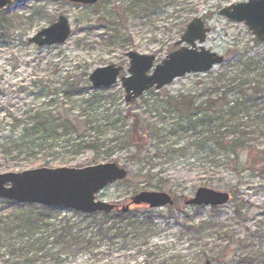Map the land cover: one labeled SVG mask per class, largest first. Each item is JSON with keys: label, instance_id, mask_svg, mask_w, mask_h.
Here are the masks:
<instances>
[{"label": "trees", "instance_id": "obj_1", "mask_svg": "<svg viewBox=\"0 0 264 264\" xmlns=\"http://www.w3.org/2000/svg\"><path fill=\"white\" fill-rule=\"evenodd\" d=\"M154 1V0H153ZM176 5L184 2L171 0ZM150 3V2H149ZM143 9L142 0L128 8ZM139 6V8H138ZM156 4L145 8L156 7ZM5 12H0L4 18ZM235 46L232 56L205 74L200 92L151 89L128 104L123 130V97L111 88H95L89 69L66 72L49 85L44 81L20 85L17 90L49 100L35 106L25 102L9 107V126L0 121L3 157L17 160L47 157L62 164L84 153L91 162L110 161L115 150L133 148L126 158L129 175L145 179L150 188L162 189L164 179L176 178L158 166L201 171L206 175L250 176L264 184V47ZM38 89V92L35 90ZM141 105L146 116L135 111ZM141 107V106H140ZM2 111V110H1ZM18 112H22L18 114ZM154 113L156 116L151 117ZM158 114V115H157ZM157 146V147H156ZM155 149L152 151L149 148ZM18 165V164H16ZM15 165V166H16ZM134 170V171H133ZM155 181V182H154ZM166 181V180H165ZM198 209L200 206H193ZM217 207H213L216 209ZM238 214V210L236 211ZM158 232L151 216L131 212L84 213L62 207L0 199V264H63L91 249L94 238L137 244L148 258L149 240ZM145 264H151L146 262Z\"/></svg>", "mask_w": 264, "mask_h": 264}, {"label": "rangeland", "instance_id": "obj_2", "mask_svg": "<svg viewBox=\"0 0 264 264\" xmlns=\"http://www.w3.org/2000/svg\"><path fill=\"white\" fill-rule=\"evenodd\" d=\"M143 9H129L136 0H99L93 5L70 2L69 0H15L0 18V121L3 128L10 129L8 121L9 107L25 102L35 106L46 103L50 96L36 98L21 93L17 88L28 86L41 80L49 85L58 81L59 76L70 72L78 74L88 68L89 71L111 64L124 67L128 74L130 66L127 52L130 50L142 54H153L156 63H160L170 52L184 46L192 48L186 42L177 44L188 23L197 16L202 17L211 31L205 42L197 41V49H207L232 56L235 46L248 43L253 45V33L244 23L233 22L219 14V9L234 2L244 0H187L183 5L171 0H142ZM150 2V3H149ZM156 4V7L145 8ZM139 8V6H138ZM60 15L66 16L72 27L70 38L62 45L39 47L28 39L42 28L55 22ZM264 47V45L262 46ZM218 66L214 68L216 70ZM203 77L194 73L175 79L163 88L170 94L179 92H200ZM113 92L123 97L116 103L123 106V130L129 123L126 116L128 103L121 83L112 87ZM38 92V89L35 90ZM137 111L146 114L147 108L141 105ZM141 106V107H140ZM2 110V111H1ZM22 112H18L21 114ZM158 115V114H157ZM156 116L154 113L151 117ZM6 134L0 130L1 134ZM0 152H5L1 147ZM157 147V146H156ZM154 150L155 147L149 148ZM133 148L115 150L111 159L121 166L132 170V164L126 158ZM92 153H84L72 161L62 164L47 157L48 164L39 159H26L20 155L17 160L3 157L0 153V172L21 171L28 168L68 166L84 167L94 164ZM111 160V161H112ZM18 164V165H16ZM16 165V166H15ZM167 174L180 178L168 181L164 179L162 189L150 188L145 179L136 173L125 180L106 187L97 198L118 204L120 207L131 202V197L142 190L165 191L176 202L173 206L150 208L133 206L132 217L151 216L158 232L149 240V257L137 244L123 243L118 239L100 240L94 238L92 247L86 254L63 264H204L210 259L213 264H264V184L259 185L250 176L206 175L201 171L167 169L157 167ZM134 171V170H133ZM166 180V181H165ZM155 182V181H154ZM206 186L231 194L230 201L213 209L203 206L198 209L187 206L186 199L196 190ZM238 210V214L236 211ZM41 264H51L42 262Z\"/></svg>", "mask_w": 264, "mask_h": 264}, {"label": "water", "instance_id": "obj_3", "mask_svg": "<svg viewBox=\"0 0 264 264\" xmlns=\"http://www.w3.org/2000/svg\"><path fill=\"white\" fill-rule=\"evenodd\" d=\"M15 0H0V11H5ZM75 3L95 4L98 0H70ZM219 14L235 22H244L255 37L264 42V0H247L230 4L220 9ZM209 27L200 17H195L187 26L178 44L187 42L192 48L182 47L169 53L166 58L155 64L153 54H142L131 50L127 52L130 66L128 75H121L123 66L111 64L92 70L89 80L96 88L111 87L120 81L125 89L126 102H133L147 90L171 84L176 78L190 73H205L225 61L223 55L200 46L206 40ZM72 32L69 19L60 15L51 25L42 28L29 42L38 46L63 44ZM152 70V72H150ZM128 176V169L120 164L100 162L84 167H36L21 171L0 172V198L17 202L37 203L79 210L86 213L112 212L116 205L97 199L108 185L121 181ZM230 193L210 187H199L194 196L186 201L187 205H224L230 200ZM135 205L160 208L174 204L171 194L165 191L142 190L131 198ZM130 204L121 208L127 212ZM205 264H213L210 259Z\"/></svg>", "mask_w": 264, "mask_h": 264}]
</instances>
